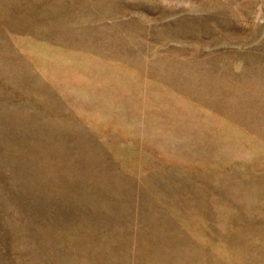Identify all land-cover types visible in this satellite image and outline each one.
<instances>
[{
	"label": "rangeland",
	"instance_id": "rangeland-1",
	"mask_svg": "<svg viewBox=\"0 0 264 264\" xmlns=\"http://www.w3.org/2000/svg\"><path fill=\"white\" fill-rule=\"evenodd\" d=\"M0 264H264V0H0Z\"/></svg>",
	"mask_w": 264,
	"mask_h": 264
}]
</instances>
